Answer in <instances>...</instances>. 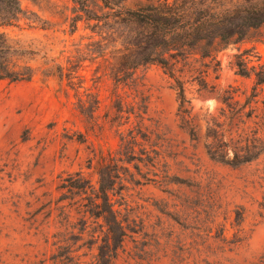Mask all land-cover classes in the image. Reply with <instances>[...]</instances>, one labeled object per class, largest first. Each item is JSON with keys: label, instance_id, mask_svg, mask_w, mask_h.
<instances>
[{"label": "rangeland", "instance_id": "374dc122", "mask_svg": "<svg viewBox=\"0 0 264 264\" xmlns=\"http://www.w3.org/2000/svg\"><path fill=\"white\" fill-rule=\"evenodd\" d=\"M20 4L17 24L0 30L18 48L13 60L34 72L30 79L0 78V264H96L92 234L103 219L80 204L100 187L99 170L127 230L111 264L264 258V153L228 164L211 158L203 136L206 115L221 114L225 89L236 88L241 102L254 91V75L237 72L234 54L247 47L264 60V28L219 53L221 68L207 76V88L183 76L201 128L196 138L162 66L140 65L119 80L111 45L95 42L101 36L84 19L73 31V0ZM253 125L264 133V125Z\"/></svg>", "mask_w": 264, "mask_h": 264}, {"label": "trees", "instance_id": "16d2710c", "mask_svg": "<svg viewBox=\"0 0 264 264\" xmlns=\"http://www.w3.org/2000/svg\"><path fill=\"white\" fill-rule=\"evenodd\" d=\"M73 1V31L84 19L91 30L101 36L95 42L107 44L106 49L111 45L106 51L115 59L119 80L140 65L152 63L162 66L174 78L178 113L196 138L200 137L201 128L192 114L188 80L183 76L189 73L191 82L196 81L200 89L207 88V76L221 68L219 53L230 44L248 39L251 31L264 28V0L236 5L231 0ZM22 10L20 0H0V26L16 25ZM17 50L9 34L0 30V78L18 81L33 76L30 64L21 65L13 60L12 55ZM251 50L246 47L236 52L234 65L239 74L254 75V91L241 102L237 89L230 86L219 95L225 104L219 117L215 114L205 117V147L211 158L228 164L252 163L264 153V133L260 134L259 127H252V123L253 126L264 125V95L258 98L261 93L258 86L264 90V60ZM253 56L257 57V63ZM148 106L147 98H142L138 111L142 119ZM139 128L141 131L142 125ZM99 173L100 187L94 188L90 201H82L80 205L87 207L85 211L93 208L96 217H102L101 232L92 234L99 248L94 260L96 264H111L127 230L111 201L109 189L112 186L105 182V172L99 170ZM68 186L88 191L80 182H69ZM67 221L72 224V219ZM247 264H264V258Z\"/></svg>", "mask_w": 264, "mask_h": 264}]
</instances>
